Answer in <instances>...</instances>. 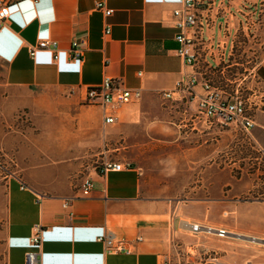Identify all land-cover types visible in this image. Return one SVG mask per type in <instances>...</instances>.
<instances>
[{"label":"crops","instance_id":"0c3cea01","mask_svg":"<svg viewBox=\"0 0 264 264\" xmlns=\"http://www.w3.org/2000/svg\"><path fill=\"white\" fill-rule=\"evenodd\" d=\"M99 1L112 10L110 16L96 10ZM213 1L221 4L211 11L209 25L196 47L195 72L205 78L225 62L237 31L249 28L247 7L255 8L253 0ZM181 3L13 0L10 16L0 29V106H6L5 114L18 112L29 104L25 96L33 95L49 105L61 99L80 105L87 89L100 86L105 78L120 79L125 88L141 90V98L112 111L116 118L112 124L104 123L103 109L80 105L83 109L81 121L74 125L77 128L73 123L45 127L44 142L22 161L24 171L8 172L0 163L5 264H26V252L33 250L29 238L35 226L43 229L38 264H216V257L200 263V255L208 250L198 251L196 242L187 245L182 235L196 237L182 220L190 217L186 207L192 205L147 197L141 187V172L132 166L157 146L167 144L172 126L183 131L188 154L193 149L189 147L193 142L190 135L196 136V131L191 112L159 96L191 71L176 52L172 11ZM41 40L57 42V61L48 52L30 56V47ZM75 41L80 42L82 61L68 58ZM256 77L264 91V59ZM255 109L250 137L264 147V97ZM0 124L1 136L4 124ZM79 140L86 141L80 146L86 147L90 164L80 181L70 184L61 163L70 160L75 166ZM106 161L130 163L131 168L102 175L98 168ZM85 179L94 185L89 196L80 191ZM176 187L181 192L186 186ZM192 190L196 191V186ZM66 200L70 206L64 208ZM249 203L237 208L239 225L225 229L251 234L239 218L264 206L257 201ZM105 232L131 242V253L104 254L96 239ZM138 237L142 240L135 242Z\"/></svg>","mask_w":264,"mask_h":264},{"label":"rangeland","instance_id":"374dc122","mask_svg":"<svg viewBox=\"0 0 264 264\" xmlns=\"http://www.w3.org/2000/svg\"><path fill=\"white\" fill-rule=\"evenodd\" d=\"M253 1L261 5V11L256 10L255 13L254 8L247 7L250 13L248 17L251 18L248 29L251 30L237 31L225 62L222 61L215 73L208 74L206 79L226 92L237 90L245 101L255 100L258 103L264 97L256 77L264 59V0ZM252 4L255 7V3ZM25 99L29 104L13 115L5 114L6 106H0V123L4 124V133L0 136V163L8 172L24 171L26 166L22 161H27L33 147L41 146L44 142L45 127L51 123H73V127L77 128L74 125L81 121V104L61 99L59 103L49 105L35 95L25 96ZM255 110V106L251 107L252 118L257 114ZM79 131L73 130L72 133ZM182 134L183 131L172 126L167 144L157 146L142 161L132 163L141 172L143 194L149 198L189 202L187 205L192 206L186 208L190 217H183L182 220L228 229L239 225L236 214L238 207L252 201L261 202L264 206V147L260 143L233 128L202 134L196 132V136L190 135L193 142L189 147L193 149L188 154ZM84 142L78 141L80 149L74 160L76 167L70 160L65 161L64 165L61 163L62 172H66L64 175H67L70 184L77 182L90 164L89 154L84 151L86 147L80 146ZM176 185L186 186L185 191L180 192ZM194 186L196 191L192 190ZM2 197L0 264H5L1 240V219L4 214ZM194 202L196 207H193ZM239 219L248 233L257 235L255 237L261 235L258 238L264 239V209H255ZM182 235L188 241L187 245L196 242L198 251L208 250L206 255H200V263L209 257L219 258L216 262L225 264H232V260H241L240 264L264 260V244L249 245L202 234L196 237L189 233Z\"/></svg>","mask_w":264,"mask_h":264},{"label":"built area","instance_id":"2783aa9c","mask_svg":"<svg viewBox=\"0 0 264 264\" xmlns=\"http://www.w3.org/2000/svg\"><path fill=\"white\" fill-rule=\"evenodd\" d=\"M13 0H0V29L3 23L10 16V7ZM255 3L256 10L261 11L257 1ZM220 2L213 0H182L181 7L172 11V23L176 29L175 41L178 44L177 54L182 57L186 67L191 71L184 74L174 85V88L167 91H161L159 96L162 101L180 105L185 110L191 112L194 122L192 129L197 133L220 132L225 129L233 128L245 136L250 135V131L254 126V120L251 115V107L256 108V101H245L238 91L226 92L218 86L211 83L209 79L199 76L195 72L197 64L196 47L203 34V30L209 25L210 13L217 10ZM96 10L102 11L104 16L111 15L112 10L105 7L104 1L96 3ZM109 33V28L105 30ZM75 41L68 53L71 61H82V50ZM39 52H48L52 54L53 60L59 59L60 51L57 42L53 40H41L35 46L30 47L29 54L32 58ZM230 85L232 84L229 81ZM141 98V90L125 88L120 79L105 78L98 87H90L81 99L82 106L98 107L106 111L104 123L112 124L116 118L110 113L118 109V107L127 105L132 102L139 101ZM108 111V113H107ZM130 163L106 161L98 168L100 174L106 172H121L129 170ZM23 188V185H22ZM94 188L93 182L89 179L82 181L80 191L82 196H89ZM70 206V201L66 200L63 204L64 208ZM190 233L202 234L205 236H214L218 239L240 242L249 245L261 246V239L245 233L228 231L222 227H215L207 224L194 222H184ZM43 229L41 226H35L33 233L29 238V245L33 250H29L25 254L26 264L40 263V246L42 242ZM97 242L103 245L104 254L117 255L120 253L130 254L129 246L131 242L116 238L112 233H103L97 237ZM138 237L135 242L141 241ZM214 253V252H213ZM212 259L211 257H209ZM168 264V263H162ZM216 264H225L216 262ZM249 264H252L249 262ZM254 264H264V260Z\"/></svg>","mask_w":264,"mask_h":264},{"label":"bare ground","instance_id":"6f19581e","mask_svg":"<svg viewBox=\"0 0 264 264\" xmlns=\"http://www.w3.org/2000/svg\"><path fill=\"white\" fill-rule=\"evenodd\" d=\"M258 238V237H257ZM260 239V238H259ZM262 241H263V243H264V239H261V241H259V243H261L262 244Z\"/></svg>","mask_w":264,"mask_h":264}]
</instances>
